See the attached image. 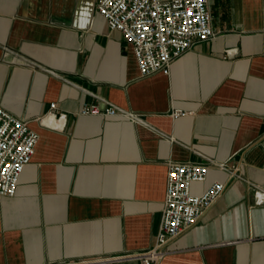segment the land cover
<instances>
[{"label":"crops","instance_id":"obj_1","mask_svg":"<svg viewBox=\"0 0 264 264\" xmlns=\"http://www.w3.org/2000/svg\"><path fill=\"white\" fill-rule=\"evenodd\" d=\"M207 5L215 36L140 77L96 0H0V106L38 134L0 196V264H140L127 256L154 243L170 161L210 163L192 194L224 189L156 264H264V0Z\"/></svg>","mask_w":264,"mask_h":264},{"label":"built area","instance_id":"obj_2","mask_svg":"<svg viewBox=\"0 0 264 264\" xmlns=\"http://www.w3.org/2000/svg\"><path fill=\"white\" fill-rule=\"evenodd\" d=\"M96 11L110 30H118L130 44L140 77L168 74L171 63L195 43L215 36L210 25L207 0H96ZM55 104L50 103V109ZM187 112L174 109L173 117ZM80 115L124 114L113 105H84ZM64 114L49 110L43 117L60 121ZM55 123V122H54ZM56 125V124H55ZM38 134L26 120L0 106V196H13L18 177L31 161ZM212 164L224 168L222 164ZM209 162L167 163L165 194L158 231L152 246L127 257L140 264H156L167 253L166 243L192 225L222 193L224 183L215 180L202 193L192 194L190 184L206 179ZM108 259L106 262H111ZM97 263V262H96ZM80 261L67 264H96ZM64 264V263H60ZM97 264H104L98 262Z\"/></svg>","mask_w":264,"mask_h":264},{"label":"bare ground","instance_id":"obj_3","mask_svg":"<svg viewBox=\"0 0 264 264\" xmlns=\"http://www.w3.org/2000/svg\"><path fill=\"white\" fill-rule=\"evenodd\" d=\"M44 121H48L49 122V125H54L55 124L51 118H45L43 120V123H44Z\"/></svg>","mask_w":264,"mask_h":264}]
</instances>
